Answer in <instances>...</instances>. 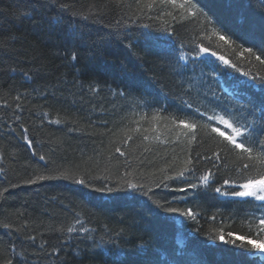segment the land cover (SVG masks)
<instances>
[{
	"label": "trees",
	"instance_id": "1",
	"mask_svg": "<svg viewBox=\"0 0 264 264\" xmlns=\"http://www.w3.org/2000/svg\"><path fill=\"white\" fill-rule=\"evenodd\" d=\"M201 2L250 43L264 39L261 0ZM169 11L177 20L161 15ZM165 20L174 35L163 30ZM202 27L181 22L178 10L159 3L141 11L136 0H0V249L13 264H264L258 253L246 254L250 246L215 239L219 231L226 239L228 231L249 234L264 210L253 198L215 192L223 179L240 175L234 155L225 157L229 168L220 165L210 187L181 193L175 189L186 183L171 179L168 187L155 186L189 154L211 156L216 149L203 131L192 141L173 120L204 124L213 109L226 108L229 118L255 129L249 142L264 139L260 82L210 55L201 57L205 63L178 60L196 40L249 69L238 47L214 36L199 39ZM250 59L255 73L260 66ZM211 164L195 165L196 175ZM257 170L264 166L252 174ZM126 171L151 189L152 200L190 208L197 219L166 213L126 186L92 190L117 189ZM39 175L49 178L36 180ZM80 178L89 187L75 182ZM81 225L87 231L67 232Z\"/></svg>",
	"mask_w": 264,
	"mask_h": 264
},
{
	"label": "snow or ice",
	"instance_id": "2",
	"mask_svg": "<svg viewBox=\"0 0 264 264\" xmlns=\"http://www.w3.org/2000/svg\"><path fill=\"white\" fill-rule=\"evenodd\" d=\"M115 3L121 4L122 0H115ZM157 3L160 5H170L173 10H178L179 20L181 22L193 21L202 25L203 27L201 30L204 32V36L199 39H209L210 36H214L218 41H222L224 45L229 47H238V55L242 60L247 61L250 67L248 70H243L240 64L226 59L223 55H218L217 52L212 50L209 46H206L202 42H197L196 40L192 42L194 47L190 52H180L178 55L179 61H185L187 57H191L193 63H196L197 61L205 63L201 60V57L204 55H210L215 57L228 69H231L232 72L238 73L241 77L246 78L247 81H251L253 83L258 81L262 86H264V71H262V69H264V39L261 40L259 46H257L255 42L250 43L248 39L240 36L232 25L212 12L208 7V4L202 3L201 0H136L138 10L141 11L145 7L152 9ZM60 7L62 10H67L69 8L66 4H61ZM261 7H264V0H261ZM161 15H167L174 21L177 20V15H175L172 11L162 13ZM163 23L167 25V27L163 30L167 32L169 36L174 35V32L170 30L171 25H168V21L165 20ZM208 25H211L210 32L207 28ZM143 27L148 28L149 25H143ZM233 36L242 40L243 43L237 46L236 40L232 38ZM128 47L130 48L131 45L129 44ZM251 57H254L255 61L260 66L257 68L255 73L252 71V67L255 65H252V60L250 59ZM72 59H76L75 53L72 54ZM210 75H215V73H210ZM262 91H264V87H262ZM186 106L189 109L193 107L190 103ZM196 111L200 116L206 115V113L200 112L199 108H197ZM261 111L262 114H264V108H262ZM222 112L223 114H220L213 109V114L207 115V122L204 124L189 123L183 119L179 121L173 120V123L177 124L179 128L187 130V133H185L186 135L188 133L191 134L192 141H195L198 133L203 131L204 135L215 144L216 149L212 152L211 156L197 153L195 157H192V155L189 154L183 161V167L176 171L175 175L169 176L165 174L163 179L156 183L155 186L159 188L161 184H164V187H168L165 181L171 179L181 180L186 183V187H179L175 189V191L181 193H186L188 189L210 187L212 183L215 182L216 174L221 171L220 165H223L225 170L229 168V164L226 162L225 157L228 155H234L235 161L233 162V166L235 167V172L240 173V175L236 178L229 177L223 179V184L216 187L214 189L215 192L221 196L253 198L264 203V171L257 170L256 174H252L251 172V169L255 168L256 165L264 166V139L259 141L258 146L255 144V141L249 142L248 138L252 136V132L255 131V129H250L247 124L241 125L229 118L230 114L226 108L222 109ZM155 119H157V116L154 115L153 120ZM212 121H214L215 124L210 123ZM220 125H223L224 129L228 131L221 130ZM131 139L132 137L128 136L127 140L124 142L125 145H127L128 141ZM144 139L147 140L148 137L145 136ZM157 139H159V137H157ZM25 140L29 145H31V140L27 136H25ZM116 152L122 157L126 156V153L119 147L116 148ZM40 159L44 160L45 157L41 156ZM201 161H211V167H209L206 171L201 172L199 175H196L197 169L195 165L199 164ZM161 171L165 170L162 169ZM130 176H132V173L126 171L124 176L121 177L120 182H118L117 189L108 187V185L105 184L103 187H97L92 190L101 194L112 193L113 191H118L120 187L126 186V188L132 192H139L141 195L147 197L148 200L152 201L156 208L163 209L166 213L178 214L179 216L190 218L193 221L197 219L196 214L190 208L181 209L179 207L165 206V204L171 205L172 201H165V204H161L159 201L152 200V197L149 195L151 189L145 190L144 184L133 182L132 179H129ZM189 176L192 177L191 180L188 179ZM48 178L49 177L44 175H39L35 179L45 180ZM238 180L240 181L239 183H237ZM34 182L35 181L33 180L27 181V183ZM75 182L85 187H89V183L83 178L76 179ZM225 186H228L233 190L227 191L225 190ZM237 188L239 190H235ZM174 199H182V197ZM213 219L215 218L213 217ZM77 223H79L78 220ZM5 227H8V225H5ZM249 227L250 231L247 235H237L232 231H228L226 233V239L225 233L223 231H219L215 236V239L225 244H235L236 241H240L241 247L250 246V251L246 253L247 255L264 253V216L260 217L255 223H250ZM252 228L255 229V237L251 235ZM75 231L87 230L83 229L82 225L79 229L74 226H69L67 228V232L69 233ZM0 256L4 257L3 264H13V261L7 258L5 249H0Z\"/></svg>",
	"mask_w": 264,
	"mask_h": 264
},
{
	"label": "rangeland",
	"instance_id": "3",
	"mask_svg": "<svg viewBox=\"0 0 264 264\" xmlns=\"http://www.w3.org/2000/svg\"><path fill=\"white\" fill-rule=\"evenodd\" d=\"M221 130H224V129H221ZM224 131H228V130H224ZM264 216V215H263Z\"/></svg>",
	"mask_w": 264,
	"mask_h": 264
},
{
	"label": "bare ground",
	"instance_id": "4",
	"mask_svg": "<svg viewBox=\"0 0 264 264\" xmlns=\"http://www.w3.org/2000/svg\"><path fill=\"white\" fill-rule=\"evenodd\" d=\"M213 80V79H212ZM257 86V85H256ZM206 87V86H205ZM262 88V87H261ZM222 90V89H221ZM226 91V90H225ZM254 92V91H253Z\"/></svg>",
	"mask_w": 264,
	"mask_h": 264
}]
</instances>
